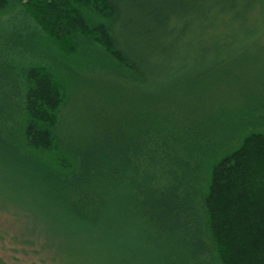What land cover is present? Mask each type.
<instances>
[{
  "label": "trees",
  "instance_id": "1",
  "mask_svg": "<svg viewBox=\"0 0 264 264\" xmlns=\"http://www.w3.org/2000/svg\"><path fill=\"white\" fill-rule=\"evenodd\" d=\"M262 53L264 0H0L12 250L264 264Z\"/></svg>",
  "mask_w": 264,
  "mask_h": 264
},
{
  "label": "rangeland",
  "instance_id": "2",
  "mask_svg": "<svg viewBox=\"0 0 264 264\" xmlns=\"http://www.w3.org/2000/svg\"><path fill=\"white\" fill-rule=\"evenodd\" d=\"M264 57V53L260 55V58ZM3 190L0 188V201ZM12 214L10 207L0 206V255L4 258L7 264H29L32 260L35 264H42L36 257H31L27 254L23 255L19 251L12 250V243L10 242Z\"/></svg>",
  "mask_w": 264,
  "mask_h": 264
}]
</instances>
